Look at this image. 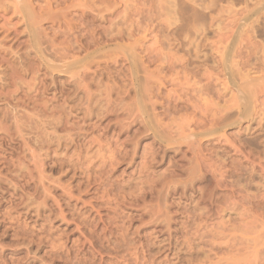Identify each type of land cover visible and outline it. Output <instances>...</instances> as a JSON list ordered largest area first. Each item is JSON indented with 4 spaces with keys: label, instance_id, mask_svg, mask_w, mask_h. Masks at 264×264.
Masks as SVG:
<instances>
[{
    "label": "rangeland",
    "instance_id": "374dc122",
    "mask_svg": "<svg viewBox=\"0 0 264 264\" xmlns=\"http://www.w3.org/2000/svg\"><path fill=\"white\" fill-rule=\"evenodd\" d=\"M0 264H264V0H0Z\"/></svg>",
    "mask_w": 264,
    "mask_h": 264
}]
</instances>
